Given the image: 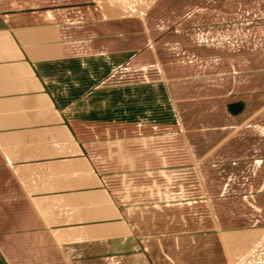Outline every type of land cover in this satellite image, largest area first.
Instances as JSON below:
<instances>
[{"label":"crops","instance_id":"crops-1","mask_svg":"<svg viewBox=\"0 0 264 264\" xmlns=\"http://www.w3.org/2000/svg\"><path fill=\"white\" fill-rule=\"evenodd\" d=\"M173 1L148 0L134 13L119 0H0V254L8 264H90L89 247L91 264H166L148 249L164 242L121 227L87 136L173 133L199 161L264 110V23L201 15L212 0ZM168 6L181 9L158 14ZM76 98L84 110L69 118L64 108Z\"/></svg>","mask_w":264,"mask_h":264},{"label":"rangeland","instance_id":"rangeland-1","mask_svg":"<svg viewBox=\"0 0 264 264\" xmlns=\"http://www.w3.org/2000/svg\"><path fill=\"white\" fill-rule=\"evenodd\" d=\"M119 1L133 7L134 13L148 2ZM257 1L212 0L200 12L224 15L231 24L239 20L264 23V4L256 5ZM166 9L167 14H158L176 15L181 7ZM164 26L169 29L175 23ZM258 41L252 38L246 47L255 48ZM205 44L200 42L197 48H207ZM262 45L264 49V41ZM262 57L264 67V53ZM261 79L264 102V70ZM55 80L60 93L67 94L68 90L63 93L67 79ZM83 105L76 98L64 113L71 118L84 110ZM151 109L157 111L156 104ZM70 125L78 132L76 122ZM242 131L238 129L220 151L199 161H194L197 152L173 133L134 139L123 134L103 139L89 135L87 150L119 204L121 227L144 242H164V246L148 248L153 256L164 253L166 264H264V110ZM86 250L91 264L95 250Z\"/></svg>","mask_w":264,"mask_h":264},{"label":"trees","instance_id":"trees-1","mask_svg":"<svg viewBox=\"0 0 264 264\" xmlns=\"http://www.w3.org/2000/svg\"><path fill=\"white\" fill-rule=\"evenodd\" d=\"M240 108H241V106L238 105L236 111H238V109H240ZM0 264H8L1 254H0Z\"/></svg>","mask_w":264,"mask_h":264}]
</instances>
